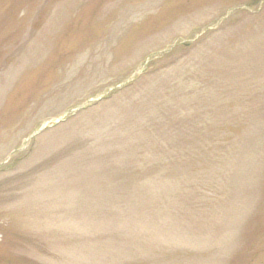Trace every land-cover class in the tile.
Returning a JSON list of instances; mask_svg holds the SVG:
<instances>
[{
  "label": "rangeland",
  "instance_id": "rangeland-1",
  "mask_svg": "<svg viewBox=\"0 0 264 264\" xmlns=\"http://www.w3.org/2000/svg\"><path fill=\"white\" fill-rule=\"evenodd\" d=\"M0 264H264V0H0Z\"/></svg>",
  "mask_w": 264,
  "mask_h": 264
}]
</instances>
